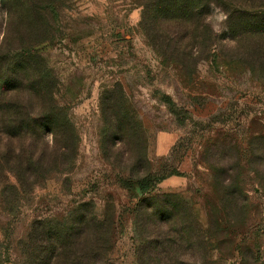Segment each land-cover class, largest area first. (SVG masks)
<instances>
[{
	"label": "rangeland",
	"instance_id": "1",
	"mask_svg": "<svg viewBox=\"0 0 264 264\" xmlns=\"http://www.w3.org/2000/svg\"><path fill=\"white\" fill-rule=\"evenodd\" d=\"M53 2L52 37L34 50L57 83L77 151L67 172L30 190L4 195L0 186L3 264H26L35 222L80 221L86 211L111 223L109 262L137 264L134 221L155 200L163 221L174 212L198 222L211 264H264V53L211 48V30L227 36L214 7L197 42L179 33L158 50L132 0ZM3 21L0 7V40ZM148 173L163 179L141 193L136 182ZM168 194L181 202L172 211Z\"/></svg>",
	"mask_w": 264,
	"mask_h": 264
},
{
	"label": "trees",
	"instance_id": "2",
	"mask_svg": "<svg viewBox=\"0 0 264 264\" xmlns=\"http://www.w3.org/2000/svg\"><path fill=\"white\" fill-rule=\"evenodd\" d=\"M53 1L43 0L47 6L40 7L36 0H0L6 14L0 40L4 195L30 190L53 173L67 172L76 155L77 137L56 98L57 83L34 50L38 41L52 37L45 12L53 14L48 9ZM132 4L141 9L140 27L158 50L166 39L173 46L179 33L197 42L200 21L214 7L225 16L227 36L211 30V48L227 42L241 44L249 56L264 53V0H132ZM162 179L143 174L136 187L141 193L152 191ZM162 196L167 197V206L181 203L174 194ZM155 201L141 213V221H134L137 264H211L209 241L198 222L181 221L174 212L163 221V209ZM167 211H172L169 206ZM79 218L35 222L24 243L26 264H111L107 258L113 240L111 223L98 220L90 211Z\"/></svg>",
	"mask_w": 264,
	"mask_h": 264
}]
</instances>
